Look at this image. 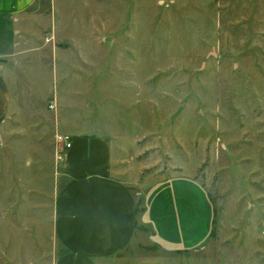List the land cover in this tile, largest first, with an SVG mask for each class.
<instances>
[{"label":"rangeland","instance_id":"rangeland-1","mask_svg":"<svg viewBox=\"0 0 264 264\" xmlns=\"http://www.w3.org/2000/svg\"><path fill=\"white\" fill-rule=\"evenodd\" d=\"M33 10L31 33L0 26V45L18 44L0 59L18 135L16 154L1 148L0 264L55 262L51 227L34 212L28 230L15 200L49 185L52 210L65 164L51 167L57 134L113 137L141 180L176 167L213 198L204 247L167 252L146 230L100 264H264V0H41Z\"/></svg>","mask_w":264,"mask_h":264},{"label":"crops","instance_id":"crops-1","mask_svg":"<svg viewBox=\"0 0 264 264\" xmlns=\"http://www.w3.org/2000/svg\"><path fill=\"white\" fill-rule=\"evenodd\" d=\"M40 1L0 0V26L11 30L14 23L15 37L31 33L32 27L24 23L33 25V9ZM13 38L2 41L0 59L10 58L17 50ZM9 77V71L0 63V162L5 141L9 143V153L16 154L12 144L18 136L11 129L15 106ZM72 139L63 173L53 175L56 181L52 186L57 192L52 197V210L49 185L45 193L40 188L42 194L36 199L32 193V197L15 200L17 216L25 212L28 230L36 218L42 221L38 223L40 227H51L58 254L54 264L115 261L146 230L150 231L151 241L167 252L200 249L212 238L216 217L213 198L196 176L184 169L176 174L175 167L141 180L138 163L120 151L113 137L81 134ZM52 156L54 170L55 151ZM46 163L41 164L48 170ZM28 184L38 188L33 181ZM34 212L40 216L35 218Z\"/></svg>","mask_w":264,"mask_h":264},{"label":"built area","instance_id":"built-area-1","mask_svg":"<svg viewBox=\"0 0 264 264\" xmlns=\"http://www.w3.org/2000/svg\"><path fill=\"white\" fill-rule=\"evenodd\" d=\"M56 145H57L56 158L60 161H65L66 153L73 146V139L69 135H66V134H57L56 135Z\"/></svg>","mask_w":264,"mask_h":264},{"label":"trees","instance_id":"trees-1","mask_svg":"<svg viewBox=\"0 0 264 264\" xmlns=\"http://www.w3.org/2000/svg\"><path fill=\"white\" fill-rule=\"evenodd\" d=\"M215 215H216V211H215ZM213 233H214V231H213ZM213 236V235H212Z\"/></svg>","mask_w":264,"mask_h":264}]
</instances>
